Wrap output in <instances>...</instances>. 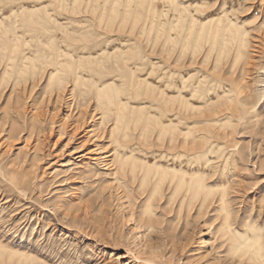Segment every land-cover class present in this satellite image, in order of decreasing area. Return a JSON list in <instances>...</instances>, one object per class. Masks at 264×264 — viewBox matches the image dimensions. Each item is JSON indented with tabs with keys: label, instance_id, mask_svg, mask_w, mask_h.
I'll list each match as a JSON object with an SVG mask.
<instances>
[{
	"label": "rangeland",
	"instance_id": "374dc122",
	"mask_svg": "<svg viewBox=\"0 0 264 264\" xmlns=\"http://www.w3.org/2000/svg\"><path fill=\"white\" fill-rule=\"evenodd\" d=\"M18 1L0 0V16L6 28L20 34L17 41L20 45L22 39L29 41L31 47L24 45V49L37 51L38 44H44L63 50L67 55L63 54L61 59L68 64L62 68L69 81L59 87L56 79L49 80L47 73L39 72L36 64L47 59L44 54L37 55L43 57L41 61L31 59L36 65H29L31 71L4 73L0 68V264H112L117 253L123 256L124 264H243L237 257L239 250L236 253L231 248L230 230H246L247 223L261 227L264 245V95L255 111H251L252 102L256 101V86L264 85V0H177L181 6H187L183 11L184 26L191 19L194 24H191L194 28H191L193 33L189 36L190 48L185 59L194 56L198 61L203 57L195 46L199 43L198 21L205 13L215 14L213 21L232 18L248 34L246 61L235 64L232 55L221 57L228 58L227 65L237 72L242 70L237 79H244L243 92L231 94L229 122L221 119L219 124L225 122V125L215 128L227 134L224 139L231 151L229 155L234 158L227 171L229 243L218 231L221 217H215L216 204L206 205L200 213L196 211V202L190 209L186 206L179 209V196L170 197L164 189L166 193L155 192L150 201L155 217L143 215L152 186L142 183L139 174L133 179L130 171L121 173L113 159V141L137 142L144 148L153 140V134L145 126L146 108L140 114L132 107L137 101L134 98L137 90L136 99L145 102L150 98L147 87L143 83L138 87L133 84L136 76L146 75L148 68L140 53L151 55L150 47L154 44L156 55L163 56V32L157 33L155 29L150 35L148 32L154 16L150 13L151 6L155 5L156 24L164 25L165 16H161L164 0L144 3L132 33H127L130 21L121 27L122 13L116 20L109 16L107 21L114 24L109 29L108 22L107 26L98 24L91 10L84 11L82 6L80 12L52 7V2L47 0H37L42 1L40 7H47V12L10 14ZM48 15L56 17L60 25L49 21ZM122 33L134 37L135 42L129 44L132 48L115 47L118 41L114 37ZM10 45L8 41L1 42V46ZM21 50L22 47L14 52L19 54ZM83 51L94 56L83 64L86 68L83 72L89 77L73 84L70 73L77 62L75 55ZM134 64L138 65L137 69ZM78 70L82 72V66ZM193 72L191 79L197 77ZM99 77L111 79L112 84L104 91L106 95L95 94L92 80ZM256 80L263 82L256 83ZM15 82H18L16 90L11 92ZM115 85L120 89L118 92ZM120 98L125 102L118 104ZM114 108L123 119L115 134L109 135L116 114ZM127 164L131 162L128 160Z\"/></svg>",
	"mask_w": 264,
	"mask_h": 264
},
{
	"label": "bare ground",
	"instance_id": "6f19581e",
	"mask_svg": "<svg viewBox=\"0 0 264 264\" xmlns=\"http://www.w3.org/2000/svg\"><path fill=\"white\" fill-rule=\"evenodd\" d=\"M22 1L24 2L25 0ZM47 1L52 2L50 4V6L52 7L54 6H57L59 8L64 7V9L65 8L71 9L72 11L75 12H80L81 6L83 7L82 9L84 11H86L85 9H87L88 11L91 10L93 12L91 13L96 15L97 17L96 19L99 25L100 23L102 24L104 23L107 26L106 22H108L107 20L110 15L113 16V18L115 17L117 18V16H119V14L122 13V15H124V17H126L127 19L121 16L122 21L120 22V25L123 28L125 27L126 24L128 25V22L130 21L131 23L130 25H128L127 28L129 29L130 27L129 29L130 32L128 30L127 33H132L133 27L137 26L136 24L138 22V17L141 16L139 9L141 10L143 8L144 3L146 1L151 2L153 0H72V1L70 0L71 2L69 0H62V1L47 0ZM41 3L42 1L28 0V2H26L25 4L19 0L17 5H13L11 7L10 14L26 12L28 15H31L32 13L37 14L38 12H40V10H42L43 12H47L46 11L47 7L45 6L40 7ZM120 5H122L121 6L122 8L120 7ZM154 6H151L150 13L155 16L154 13L156 9ZM186 8H187L186 5L181 6L180 3L177 2V0L163 1L161 16L162 14H164L163 16H165L164 25H160V24L157 25L155 20L158 19H155L153 16L151 18V24H150L152 26L149 27V32H148V35H150L149 34L150 31L151 30L153 31L154 29L156 30L157 33H160V31L163 32L162 33L163 42H161L163 48L162 50L163 56L159 57L156 55L157 54L155 51L156 47H154V44H152L151 47L149 46L151 48L150 49L152 53V54L150 53L151 55H147L149 52L147 54L140 53V57L143 60L146 59V63L148 65L146 75H144V77L136 76L137 77V78L135 77L136 80L133 79L135 81L133 85H135L136 87H138L142 83L145 84L147 87V92L149 94L147 96H150V98H146L145 102L140 101L136 99V96H139V93H137L138 90L136 92L134 89H132V91L136 92V96L134 98L135 100H137L135 103H132L133 104L132 107L134 106L133 107L134 111L137 110L139 111V113L141 112L140 114H143L142 110L144 107L146 108V112L143 110L145 112L144 119L147 123V125L145 126L149 128L150 134H153V140L149 141L146 147L144 148L143 145H139V143L137 142L136 143L134 142L133 144H128L129 142L127 144L126 143L121 144V143H117L118 141H113L114 147H113L112 155L115 163L118 164V168L121 173L125 174L127 173V171H130L133 179L136 177L137 174H139L142 183L144 184L150 183L148 185L152 186V189L146 198L147 203L143 211V215L145 214L148 217H150L151 215L154 216V212L150 210L151 207L150 201L152 200V197L154 196L155 192L156 194L157 193L161 194L162 190L164 189L169 191L170 195L169 194L168 195L170 197L172 196L174 197L175 195L179 196V197L177 196L179 209H181L183 206H186L187 209H190L196 202L197 203L196 211L197 213H200L205 208L206 205L208 206V204L209 205L216 204L215 217L216 218H218L219 216L221 217L218 226L219 227L218 231H220V233L223 236H225L224 239L229 243L230 241L229 211L230 210H229V174H227V171L229 172V165L234 163V158H232V155H229L231 151L229 152V146L227 144V141H225L224 139L226 138L227 134L223 132L222 134L221 132L217 131L215 128L218 126L223 127V125H225V122L227 123L229 122V110L231 109L229 108V102L233 101L231 94L239 93L240 91L243 92L242 90L243 85L241 84V82L244 79L241 81L237 79L238 73L240 74L242 70L239 69V71L237 72L233 66L227 65L230 63L227 61L228 58L222 60L221 57L222 56L227 57L229 55H232L231 58L234 57L233 63L236 64L238 62L241 63L244 62V60L248 57L247 56L248 34L246 30L240 28L237 22L232 18L226 17L224 21H222L220 18H216L217 19V20L215 19L216 23H213L215 21V20L213 21V16H215V14L213 15L211 13L210 14L205 13L204 16L198 21L199 27L196 34L199 43L195 46L196 52L197 53L202 52L201 55L203 57H200L198 61L195 59L194 56H192L189 59H187L186 57L185 59L187 50L188 48H190L189 36L190 34L193 33V32L191 33V28L194 26V24L192 23L193 22L192 19L188 24V26L186 25L184 26L183 24L184 21L183 11ZM1 9L2 8L0 7V11ZM145 11H147V8ZM168 13L170 14L172 13V14L169 16ZM104 14L107 16L104 17ZM158 16H160L159 13ZM48 18L49 21H52L55 25L58 26L60 25L56 17L48 15ZM28 20L30 21L31 19L28 18ZM108 23H109L108 28L112 29V26L114 25L113 22L110 21ZM154 24H156L159 28L157 29V27ZM191 24H193L192 27ZM42 29L43 31H45L44 28ZM147 31L148 30H146V32ZM19 36L20 34L18 35L17 32L13 30L10 31L8 28H6L4 24V20L0 16V68L2 69V71L4 73H8L9 70L13 72L14 71L22 72L27 69L30 70L29 65H31V67L32 65L33 66L38 65L40 73L42 74L47 73L46 75L48 76L49 80L56 79L57 83L59 84V87L60 86L64 87L65 83L69 81L66 80L67 79L66 72H64L62 68L63 65L68 64L67 62H64L65 60L61 59L64 54L63 53L64 51L63 50L60 51L56 49L54 46H46L44 44H38L39 48H36L38 49L37 51L34 50L30 51L29 49H24V45L31 47V44L26 39H25L26 41L25 40L23 41L22 39L21 45L17 43V41H20ZM64 36L67 37L68 35H63V37ZM85 37L86 36H84V38ZM37 38L40 39V36H37L36 39ZM50 38L51 37H49V40ZM114 38L118 41V44L116 46L115 45L113 46L119 49L121 48L130 49L133 47V45L130 46L129 44L135 42V39L132 35L125 33L116 34ZM147 38L149 37L147 36ZM7 41L11 44L10 46L8 47L1 46V42L3 43ZM48 43L49 42H46V44ZM72 43L74 42L72 41ZM98 43L99 42H97V44ZM20 47H22L21 52L19 54L15 53L14 51ZM93 48L96 47L94 46ZM46 50H49V52L47 53ZM135 50L138 49L135 48ZM42 54L47 56V59L46 60L44 59L43 63L41 62L38 63L37 61V64L35 65L34 63L35 61L31 62V59L33 60L39 59L41 61L42 60L41 58H43L41 57ZM37 55H41V56L38 57ZM92 55L93 54L90 53L89 51L87 52L83 51L75 55L77 58V62L74 65L75 68L70 73V76H72L71 82L73 84H76L78 81H80L79 79L86 77L83 72L86 71V68L83 67V64L87 63L86 60H88ZM125 55L128 56L129 54H125ZM50 56L52 58L54 57V59L52 58L48 59V57ZM93 57L94 56H92V58ZM98 60L100 61V59ZM225 64L227 66H225ZM47 66H51V68L49 67L50 69L48 68L49 69L48 70ZM81 66H82V72H79L78 69H80ZM136 66L138 65H135V68ZM126 67L128 69V66ZM140 67L141 65L139 66V68ZM160 67H161V71H160ZM193 71L197 73V77L195 79H191L190 77ZM127 72H128L127 73L128 76V74L130 73L129 71ZM194 72L193 74H195ZM262 82L263 80H256V83H262ZM17 83L15 82L12 85L11 92L16 90L15 88ZM92 84L94 85V89L96 91L95 94L97 96H100L104 91H106L109 88L110 84L112 83H111V79L101 80L99 77L97 79H93ZM246 85L248 86V84ZM115 86L118 92L119 87H117V85ZM263 86H261V84L260 86H258V84L256 86L257 88L255 89L254 92L256 93L257 96H256V101L252 102L253 105H251L252 106L251 111H255L254 109L261 102V99L263 98L264 95ZM111 90H113V88ZM75 93H77V90ZM107 98L109 99V97ZM110 100L111 99L108 100L109 103L111 102ZM123 101L125 102V99L120 98L118 100V104ZM115 110L116 109L114 108V112ZM113 119L114 122L112 121L113 124L111 129H109L110 130L109 135L115 134L118 128V123L121 122L123 117L120 116V114H118L116 110V114L112 118V120ZM221 119L225 120L224 124L223 123L219 124ZM128 160L131 162V164L129 165L127 164ZM163 192H165V190ZM246 225L248 227L245 226L247 229L243 231L233 227H232L233 229L230 230L231 248L235 252L239 250L237 251L238 252L237 257L239 261H241L243 264H264V245L262 243V238L260 235L261 227L249 223H247ZM251 231H255V233L251 235L250 234Z\"/></svg>",
	"mask_w": 264,
	"mask_h": 264
},
{
	"label": "snow or ice",
	"instance_id": "6c2138e0",
	"mask_svg": "<svg viewBox=\"0 0 264 264\" xmlns=\"http://www.w3.org/2000/svg\"><path fill=\"white\" fill-rule=\"evenodd\" d=\"M112 264H124V258L119 253L113 256Z\"/></svg>",
	"mask_w": 264,
	"mask_h": 264
}]
</instances>
